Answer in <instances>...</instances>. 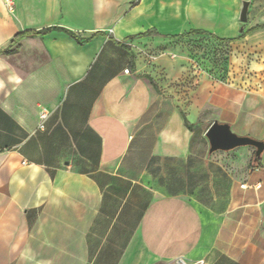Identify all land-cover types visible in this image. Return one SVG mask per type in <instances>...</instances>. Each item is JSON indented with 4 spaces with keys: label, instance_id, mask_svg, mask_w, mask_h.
Masks as SVG:
<instances>
[{
    "label": "crops",
    "instance_id": "1",
    "mask_svg": "<svg viewBox=\"0 0 264 264\" xmlns=\"http://www.w3.org/2000/svg\"><path fill=\"white\" fill-rule=\"evenodd\" d=\"M238 16L236 0H0V264H264V149L206 137L217 121L264 143V86L197 70L180 36L236 38Z\"/></svg>",
    "mask_w": 264,
    "mask_h": 264
},
{
    "label": "rangeland",
    "instance_id": "2",
    "mask_svg": "<svg viewBox=\"0 0 264 264\" xmlns=\"http://www.w3.org/2000/svg\"><path fill=\"white\" fill-rule=\"evenodd\" d=\"M246 22L242 25L264 24V0H248ZM239 10L242 0H236ZM183 51L189 50L195 59L197 70L206 69L214 80L234 82L243 77L246 88L264 86V31L249 36L240 42L222 43L209 37L197 36L186 43ZM245 80V81H244ZM160 264H204L195 258H183Z\"/></svg>",
    "mask_w": 264,
    "mask_h": 264
},
{
    "label": "water",
    "instance_id": "3",
    "mask_svg": "<svg viewBox=\"0 0 264 264\" xmlns=\"http://www.w3.org/2000/svg\"><path fill=\"white\" fill-rule=\"evenodd\" d=\"M249 1L242 0L239 10V21L246 22ZM206 137L209 140L210 151L230 150L238 146L250 145L255 147V155L258 157L264 149V143L248 136H239L233 133L226 123L213 121L206 131Z\"/></svg>",
    "mask_w": 264,
    "mask_h": 264
},
{
    "label": "trees",
    "instance_id": "4",
    "mask_svg": "<svg viewBox=\"0 0 264 264\" xmlns=\"http://www.w3.org/2000/svg\"><path fill=\"white\" fill-rule=\"evenodd\" d=\"M53 29H61L58 27H47L45 29H41L39 31L36 32H23V33H19L11 42H15L16 40H18L19 38H21L22 36L26 35V34H44L50 30ZM259 29H263L264 30V24L262 25H255L253 27H250L249 29H247L246 31L240 33L236 38H220L217 37L216 35L203 31V30H198V29H194V30H190L189 32H187L186 34H182L180 35L181 37H188V36H192V35H197V36H203V37H209L212 38L216 41L222 42V43H233L235 41L241 40L243 39L246 35L252 33L255 30H259ZM149 32H145V33H141L140 35H148ZM139 35V36H140ZM186 124L188 125V123L186 122Z\"/></svg>",
    "mask_w": 264,
    "mask_h": 264
},
{
    "label": "built area",
    "instance_id": "5",
    "mask_svg": "<svg viewBox=\"0 0 264 264\" xmlns=\"http://www.w3.org/2000/svg\"><path fill=\"white\" fill-rule=\"evenodd\" d=\"M47 115H48L47 110L42 108L39 112V119H40L39 128H43V126H44L43 123H44V120L47 117Z\"/></svg>",
    "mask_w": 264,
    "mask_h": 264
}]
</instances>
